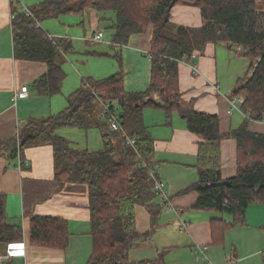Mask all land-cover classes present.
I'll return each instance as SVG.
<instances>
[{"label": "trees", "instance_id": "trees-1", "mask_svg": "<svg viewBox=\"0 0 264 264\" xmlns=\"http://www.w3.org/2000/svg\"><path fill=\"white\" fill-rule=\"evenodd\" d=\"M264 7V0H262ZM12 5L10 23L15 60L43 63L46 73L32 87L42 97L60 93L65 80L62 66L72 55V42L49 38L40 24L63 16L81 18L88 11L114 16L110 30L112 45L126 46L131 37L153 27L150 42V79L143 92L127 93L122 73L104 80L84 79L67 98V108L44 120H30L17 135L0 143L2 155L14 160L27 147L48 144L53 152V176L60 186L85 185L88 189L89 226L92 251L86 264H165L162 257L131 262L129 252L141 238L136 227L137 207L152 213L151 231L156 225V195L149 170L155 167L153 139L143 121L145 109L160 110L165 125L174 115L186 130L199 139L196 165L198 179L187 191L197 198L195 210L230 215L232 221H211V236L219 240L229 229L242 225L251 205L264 206V134L252 133L245 121L230 133L220 131L215 115L196 112L182 99L179 90V64L191 60L206 43H225L236 57L248 63L249 76L237 82L232 96H242L243 111L253 121L264 117V11L256 0H44L22 12ZM175 6L194 7L202 26L189 29L171 22ZM102 106L105 123L107 106L126 136L134 139L130 147L121 133L103 132V149L78 151L57 135L64 128L89 130L101 125L94 119V106ZM117 111V113H115ZM236 142V175L221 178L220 144ZM22 230L9 224L6 198L0 194V245L21 242ZM29 241L34 247L64 251L69 232L64 220L32 217Z\"/></svg>", "mask_w": 264, "mask_h": 264}, {"label": "crops", "instance_id": "crops-1", "mask_svg": "<svg viewBox=\"0 0 264 264\" xmlns=\"http://www.w3.org/2000/svg\"><path fill=\"white\" fill-rule=\"evenodd\" d=\"M43 1L0 0V143L15 137L28 121L44 120L66 109L67 98L85 79L75 70H65L69 58L82 64L77 53L68 55L62 66L66 77L60 93L50 98L42 97L34 91L32 85L46 73L47 66L14 59L10 28L12 5L18 3L20 10L29 9ZM65 18L63 16L53 21H44L40 27L51 38L89 44L98 32L104 35L106 29L110 30L114 20L113 15L106 16L95 11L86 12L81 19L74 18V24ZM171 22L175 26L189 29L202 26L199 11L188 6H175L171 10ZM86 27L92 33H86ZM112 34L110 41L106 42L111 53L110 57L107 56L109 60H116L120 67L119 73L123 70L125 92L145 91L150 79L148 54L153 27L141 35L131 37L123 47L112 45ZM225 60L229 64L223 65ZM237 61L243 62L244 68L248 65L236 57L225 43L208 42L195 51L190 61L179 64V90L183 101L192 103L196 112L217 116L223 134L236 130L245 122L242 112H229V100L237 82L243 79V72L247 73L244 68L240 71ZM119 73L114 71L108 77L86 79L104 80ZM23 87L27 88V97L14 99V95ZM94 119L101 127L77 129L78 132H74L75 128H64L58 130L57 135L75 150L100 151L103 149L102 133L110 132L101 105L97 107ZM143 121L153 139L155 175L165 186L167 201L157 198L154 201L157 218L152 231V213L143 208L147 224L142 231L137 229L142 236L133 244L129 261H151L162 257L165 264H196L193 251L196 247L207 246L209 264H226L231 260L235 264H264V206H249L242 225L234 226L218 241L214 240L211 236V221L222 219L230 223L232 217L195 210L193 206L197 194L193 191L185 192L198 179L195 165L199 139L186 130L184 122L176 115L172 117L171 125L167 126L162 111L145 109ZM68 129H73V132ZM248 130L264 134V126L259 123H248ZM90 136L94 139L91 145ZM220 155L221 178H233L236 175V142L231 138L223 140ZM0 194L6 198L7 222L22 230L23 239L15 244L25 245L24 256L12 257L3 264L87 263L92 251L88 189L85 185L60 186L55 182L50 145H31L14 160L3 156L0 148ZM34 216L58 218L66 222L69 241L64 251L38 248L30 244L29 224ZM5 252L6 246L0 245V254ZM173 253H176L174 257Z\"/></svg>", "mask_w": 264, "mask_h": 264}, {"label": "rangeland", "instance_id": "rangeland-1", "mask_svg": "<svg viewBox=\"0 0 264 264\" xmlns=\"http://www.w3.org/2000/svg\"><path fill=\"white\" fill-rule=\"evenodd\" d=\"M256 9L257 11H260V12L264 11L262 0H256ZM111 15L112 14L110 13L106 14V16H111ZM74 18H78V17L66 16L65 20L69 21L70 24L71 23L74 24V21H76V19ZM50 21H53V20H50ZM72 30H76V28H72ZM106 30L107 31H105L104 35L102 33V35L104 36L103 39L98 43L91 42L89 44H85L83 41H76V43L75 42L72 43L73 52L79 55L80 59H82V64L77 63L76 60L73 58L71 59L69 58L65 63V70L68 71L69 68L70 70H75L76 72L80 74L81 77H85V79L90 78V77L94 79H96L97 77H108L114 71H116V73L117 72L119 73L120 67L118 66L116 60L115 59L109 60L110 58H108V56L111 55V53H109L110 50L106 42L108 43L110 41V35L112 31L108 29ZM85 31L86 33H92L89 31L88 27H86ZM53 37L57 38L56 36H53ZM237 62L239 64L240 71H243V68H244L243 62H240V61H237ZM226 64H229V62L228 61L226 62L225 60L223 65H226ZM247 68H248V65L246 64L244 70L247 71ZM122 74H124L123 70H122ZM242 75H243L242 77L244 78L246 76H249L250 74L248 72L247 73L243 72ZM97 107L98 106L93 107L94 116H96L97 114ZM115 113H117V111H115ZM68 130L70 132H73V129H68ZM74 132H78L77 129H75ZM88 134H93V133H88ZM89 140L91 142L90 145L93 144L94 142L93 137L90 136ZM146 224H147V215H146L145 210L143 208L137 207V214H136L137 229L139 231H142L143 229H145ZM0 255H2V253ZM175 255L176 253H173L172 257H174ZM170 261H172V259ZM193 261L195 262L194 257H193Z\"/></svg>", "mask_w": 264, "mask_h": 264}, {"label": "built area", "instance_id": "built-area-1", "mask_svg": "<svg viewBox=\"0 0 264 264\" xmlns=\"http://www.w3.org/2000/svg\"><path fill=\"white\" fill-rule=\"evenodd\" d=\"M21 11L29 14L28 10L25 8H21ZM51 38L50 36H48ZM102 38V32H98L96 36L92 37L90 39V42L98 43L100 42ZM183 63V62H181ZM180 63V64H181ZM27 88L23 87L21 88V91L14 95V99L18 98H25L27 97ZM244 104V98L242 96H232V98L229 100V112H242L245 116V121L248 123H259L264 126V117L260 121H253L249 114L242 109V105ZM105 116L108 120V126L109 130L114 133H121L123 137L126 139L127 145L130 147L134 146V139L126 136V134L123 132L116 115L111 114L108 110V107L106 106L104 108ZM149 176L153 179V192L156 195V198L160 201H167V193L165 190V186L163 182L158 180L155 175V167L149 170ZM209 251V248L207 246L204 247H196L193 251V256L195 258L196 263L198 264H209V260L207 257V253ZM25 255V245L24 244H8L6 246V252L3 255H0V264H3L4 262L8 261L12 257L16 256H24ZM226 264H235L234 260L229 261Z\"/></svg>", "mask_w": 264, "mask_h": 264}]
</instances>
